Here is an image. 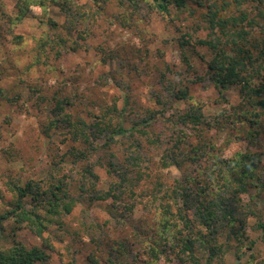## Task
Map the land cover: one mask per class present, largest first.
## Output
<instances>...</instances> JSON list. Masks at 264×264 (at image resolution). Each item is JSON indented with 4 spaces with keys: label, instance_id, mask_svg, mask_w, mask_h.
Segmentation results:
<instances>
[{
    "label": "rangeland",
    "instance_id": "obj_1",
    "mask_svg": "<svg viewBox=\"0 0 264 264\" xmlns=\"http://www.w3.org/2000/svg\"><path fill=\"white\" fill-rule=\"evenodd\" d=\"M18 1L0 0V87L7 96L0 112V210L13 199L6 189L7 182L25 184L31 180H42L53 170V160L60 162L64 154L74 150H88L93 154L91 164L104 156L103 141L86 143L81 138H73L77 122L85 120L90 124L94 116L109 113V118H114L116 123L121 121L128 128L138 118L137 113L140 116L147 110H155L157 121L149 131L153 138L160 141L156 148L141 150L140 165L148 169L151 178H145L139 186L132 188L134 195L129 192L125 195V205L134 208L132 215L126 213L123 219L113 218L107 203L92 199L97 191L108 192L112 183L128 173L135 178V171L140 169L132 170L133 166L130 167L129 161L122 155L127 149L119 142L113 150L118 152L115 161L120 174H109L106 169L97 167L98 179H92L85 173V162H78L71 154L67 164L62 166V171L75 181H81L82 186L87 183V195L79 192L75 195L80 203L71 215L63 217V228L60 225L52 227L44 235L47 242L25 227L16 232L9 229L6 236L0 238V247L10 246L17 240L28 247L48 248L49 264H65L72 259L78 264H87V258L93 252L102 256L109 253L110 247L124 243L128 248H135L127 260L132 264H144L145 257L141 254L146 246L139 237L144 238L143 230L147 232L153 224L155 205L151 189L158 181L157 171L161 172L160 180L165 182L182 177L177 167L163 169L159 163L166 148L173 145L176 132L181 129L173 113H183L188 107L172 100L167 84L183 80L190 86L194 102L204 104L203 113L209 121L224 105L226 108L228 103L232 106L241 103L238 90L226 92L225 99H222L218 89L208 81L195 80L196 84H192L194 76L187 74L178 40H190L195 50L199 51L200 54L192 60L202 74L206 63L200 56L209 60L211 53L197 43L211 39L208 24L202 15L173 7L170 14H162L141 3L137 10L130 7L125 17L127 11L117 0H110L102 7H98L96 0H66L71 11L51 3L47 13L34 8L23 23L12 26L6 16H16ZM252 10V14L257 16L255 7ZM230 11V14L240 15L236 7H231ZM39 12L46 16H42L45 22L53 20L58 27L54 29L41 22V18L37 17ZM256 21L264 25L262 18ZM244 26L250 29L247 24ZM255 33V37L264 38V30L260 27ZM16 36L22 39L20 44ZM59 39H64L65 44L59 45ZM41 42L43 44L40 45ZM189 52L193 53V49ZM41 94L45 97H40ZM62 98H69L72 102L71 106L65 107L72 127L60 122L47 136L45 132L53 110L57 100ZM124 98H128L138 112L129 109L123 114ZM159 100L170 103L172 111L163 109ZM114 104L119 112H107V108ZM161 112H165L166 116ZM203 128L202 135L210 139L207 142H216L233 154L250 152L251 149L264 154V136L253 149L245 137L242 141L236 138L229 141L228 131L215 133L207 127ZM190 135L192 138L187 141L197 144L198 137L194 135L198 133L190 131ZM144 143L148 146L146 141ZM95 147L99 152L93 151ZM91 237L99 238L101 245L91 241ZM247 258L248 255H243L237 262L235 256L229 254L227 262L247 264Z\"/></svg>",
    "mask_w": 264,
    "mask_h": 264
},
{
    "label": "trees",
    "instance_id": "obj_2",
    "mask_svg": "<svg viewBox=\"0 0 264 264\" xmlns=\"http://www.w3.org/2000/svg\"><path fill=\"white\" fill-rule=\"evenodd\" d=\"M65 1L19 0L16 16H6V19L12 26H17L29 17L34 8L47 13L51 3L71 11L70 5ZM109 1L96 0L98 7L106 6ZM117 1L127 11L125 17L130 7L137 10L141 3L162 14H170L173 7L179 11L187 10L190 14L202 15L211 35L210 40H200L197 43L211 53L209 60L200 56L206 63L202 74L192 60L195 55L200 54L199 51L195 50L190 40H178L187 74L194 76L191 83L208 81L218 89L222 99H225L226 92L235 89L241 99L238 105L232 106L228 103L226 108L224 105L209 121L203 113L204 104L194 102L190 86L183 80L176 84H167L166 89L172 100L188 107L183 113H173L178 119L177 126L181 125V129L176 132L173 145L166 148L159 163L163 169L177 167L182 177L174 179L173 182H165L160 180L161 172L157 171L158 181L153 183L151 189L155 205L153 224L147 232L143 230L144 238L139 237L146 246L141 254L145 257L144 264H228L229 254H233L237 262L243 255H248L247 264H264V154L255 153L252 149L250 152L233 154L216 142H207L210 139L202 135L203 127L215 133L228 131L229 141H232L231 138L242 141L245 137L253 149L264 136V38L255 37L258 27L264 30V25L256 21L258 18L264 20V0ZM126 2V5L123 4ZM231 7H236L240 15L230 14ZM253 7L257 16L252 14ZM44 13H37V17L42 19L41 22L44 21L42 16L46 18ZM44 23L54 29L58 27L50 19ZM15 38L18 44L22 42L20 37ZM58 43L64 45L65 40L59 39ZM191 48L193 53L189 52ZM178 76L182 78L181 74ZM36 92L40 93V90ZM40 97L45 96L41 94ZM6 98L5 90L0 87V112ZM158 103L163 109L168 108L169 112L173 109L168 102L159 100ZM71 105L69 98L57 100L53 117L46 128L47 136H50L49 131L60 122L72 127L70 114L65 109ZM129 109L136 111L129 99L124 98L121 111L125 114ZM106 111L119 112L116 104ZM164 113L163 116H166ZM108 115L109 113L100 117L94 116L90 124L85 120L77 122L73 130L74 139L81 138L86 143L91 140L94 143L103 141L101 147L106 151L104 156L91 164L94 155L88 150H74L70 154L78 162H85L86 175L98 179L97 167L106 169L109 174L121 173L115 161L118 152L113 149L119 142L123 143L127 150L122 155L129 161L130 167L133 166L132 170L140 168L135 171V178H131L128 173L118 182L112 183L108 192L100 190L92 196L95 201L107 203L113 218L123 219L126 213H134L133 207L125 205V195L128 192L134 195L132 188L139 186L145 178H151L148 169L145 170L140 165L141 150L156 148L159 143V139L153 138L149 131L156 123L158 114L155 110H147L140 116L137 113L138 118L128 128L121 121L116 123ZM190 131L198 133L194 135L198 137L197 144L187 141L192 138ZM124 138L126 141H123ZM93 151L99 152L96 147ZM70 154H64L60 162L53 160V170L42 180H31L25 184L6 183V189L13 199L6 208L0 210V238L5 237L9 229L16 232L25 227L47 242L44 235L52 227H64L63 217L71 215L80 203L75 195L78 192L87 195V183L82 186L81 181H75L62 171V166L67 164ZM91 241L101 245L97 237H91ZM47 249L39 246L28 247L14 240L10 246L0 247V264H49L50 255ZM134 249L121 243L110 247L109 253L102 256L93 252L88 256L87 264H132L127 258L133 255ZM65 264L78 262L72 259Z\"/></svg>",
    "mask_w": 264,
    "mask_h": 264
}]
</instances>
